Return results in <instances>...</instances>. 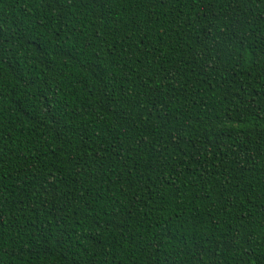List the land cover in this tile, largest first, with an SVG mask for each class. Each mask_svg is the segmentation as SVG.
<instances>
[{"label": "trees", "instance_id": "obj_1", "mask_svg": "<svg viewBox=\"0 0 264 264\" xmlns=\"http://www.w3.org/2000/svg\"><path fill=\"white\" fill-rule=\"evenodd\" d=\"M0 264H264V0H0Z\"/></svg>", "mask_w": 264, "mask_h": 264}]
</instances>
